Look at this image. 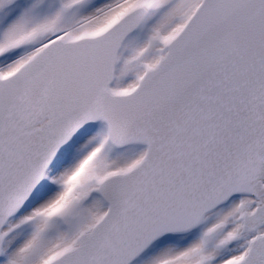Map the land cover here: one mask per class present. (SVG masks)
<instances>
[{"label":"snow or ice","instance_id":"1","mask_svg":"<svg viewBox=\"0 0 264 264\" xmlns=\"http://www.w3.org/2000/svg\"><path fill=\"white\" fill-rule=\"evenodd\" d=\"M0 264H264V0H0Z\"/></svg>","mask_w":264,"mask_h":264},{"label":"rangeland","instance_id":"2","mask_svg":"<svg viewBox=\"0 0 264 264\" xmlns=\"http://www.w3.org/2000/svg\"><path fill=\"white\" fill-rule=\"evenodd\" d=\"M14 16H15V14L13 15V17H9V21L11 20V19H13L14 18ZM22 239V238H21Z\"/></svg>","mask_w":264,"mask_h":264},{"label":"bare ground","instance_id":"3","mask_svg":"<svg viewBox=\"0 0 264 264\" xmlns=\"http://www.w3.org/2000/svg\"><path fill=\"white\" fill-rule=\"evenodd\" d=\"M20 241H17V243H19ZM144 258H147V254L145 255V257Z\"/></svg>","mask_w":264,"mask_h":264}]
</instances>
